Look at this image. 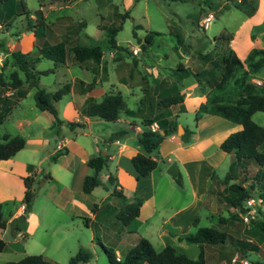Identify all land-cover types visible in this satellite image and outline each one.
<instances>
[{"label":"rangeland","instance_id":"1","mask_svg":"<svg viewBox=\"0 0 264 264\" xmlns=\"http://www.w3.org/2000/svg\"><path fill=\"white\" fill-rule=\"evenodd\" d=\"M23 1L32 16L31 23L35 29L41 22L52 28V31L49 32L51 42L64 40L62 35L56 38V33H61L62 31L58 32L57 29L65 24L66 33H68V38H66L67 48L73 45L100 46L102 48V57L109 65L111 80L121 90L125 104L129 109L137 107V100L132 94L133 92L141 94L142 99L146 91L152 90L154 84L161 86L163 82L166 85L165 91H170L171 85L175 83L176 87L184 92V95H191L194 91H197V93L201 92L206 97L210 87L203 81H197L194 74L201 69H208L210 65L208 63L203 64L198 58V54L211 53L212 58H217L225 46H229L239 56L237 52L245 49L248 40L253 41L252 48L264 49V0ZM40 5H42V11ZM37 10H40L42 20L36 16ZM210 14L213 19L209 23H204V18ZM120 23H122V28L117 32L115 39L118 46L123 49L116 50L108 45L104 30ZM27 28L28 24L24 16H17L9 26L0 25V42H2L4 48L8 50L6 43L10 42L19 49L21 46L17 43L18 36ZM151 31L159 32L160 35L154 36L151 43H146L144 37ZM176 35L181 38V42H178ZM225 35L232 36V40L226 42L225 39L220 38V36ZM28 46V43L24 44L23 50H27ZM31 55H36V51ZM240 56L243 59L245 58V54ZM66 62L69 65L74 63L71 51H67ZM179 66L183 69L178 72V75L174 74L173 70L179 68ZM36 68L37 70H53L52 73L40 75L39 78V86L48 92L54 91L59 82L68 80L70 73L84 75L75 66L70 67V73H68L63 65L55 64L49 59H42L36 64ZM10 69L7 66L5 72L8 73ZM251 81L260 85L264 90V67L259 72L251 75ZM67 98L68 95L55 104L58 117L61 120L70 119L73 115L70 108L63 109ZM30 106L35 108L33 90H30L29 96L24 100L23 107L17 109L15 115L6 122L5 125L11 133L26 137L28 132L34 130L37 123L33 121ZM21 111L24 112L16 117V114ZM167 112L172 116V113L177 112V106L172 109L169 108ZM20 116L27 117L32 122L29 125L16 126L14 121L19 119ZM120 116L125 119L130 118L123 111L120 112ZM252 120L256 124L264 126V113L255 112L252 115ZM178 121V125L188 126L191 129L195 127L194 107L191 104H187V110L179 115ZM63 125V130L69 135L70 128L65 124ZM57 127L46 130V137L50 142L49 147L42 151L39 150L32 157L27 158L33 161V168L38 171L31 186L35 194L31 210L36 211L41 220L46 217L44 220L46 221V227H48V234L52 235L54 239L60 238L62 244H68L72 241L76 245L79 241L83 242L82 247L89 249L92 253V258L88 264H109L101 246L94 238H90V231L85 229L82 224L80 230L75 228V224H69V230L61 238L62 230L57 227L60 223L58 221L61 220L58 218L61 213L45 207V194L48 187L42 185V180L51 169L56 170V175H62V170L60 168L58 170V164L50 158L51 148L58 139L55 138V135L58 134ZM95 129L96 127L92 128L96 133ZM239 129L240 125L231 123L229 128H220V135ZM81 131L86 132L84 138L91 137L86 128ZM29 149L25 148L23 153L28 154ZM262 150L264 151V147ZM229 160L230 155L227 157V162ZM228 169L227 163H222L213 169L214 173L211 177L209 190H214L213 193H210L209 190L207 193H210L211 198L215 197V201L209 207L202 206L198 209L197 227H214L225 230L234 239L256 245L258 250L247 251L244 255L229 242L222 245L221 248L218 245H206L203 251L207 257V262L208 264H222L223 262H230L235 256L238 259L246 258L249 264L253 260L264 261V230H261L258 226V222H264V200L258 199L256 193H254L250 197L254 201L253 206L246 207V202L243 204L248 209L246 212L249 211L251 214L248 221H245L243 216L246 212H240L238 209L228 206L222 197V194H226V192L220 193L224 188L220 181H223ZM256 170L257 166L250 165L245 174L238 175L239 182L246 187L254 183L256 189L259 186V182L254 179ZM235 172H239L238 167H236ZM8 193H13L14 198H7ZM21 193V183L17 179L12 180L9 191L1 196L3 200L0 204L4 218H8L23 204ZM220 218L225 219V223H220L218 221ZM251 220H254V222L251 223ZM116 222L121 225L119 221ZM94 227H96L95 232L98 235H105L104 239H100L102 244L113 249L112 240L106 238L107 229H100L99 225ZM196 228H193V230ZM40 230L41 227L37 229L34 236L24 239L28 250L34 252L30 255L40 254L51 259L55 264H68L70 256L77 250L73 253L69 252L68 245H63L57 250L51 245H47L45 249L41 248L37 244ZM102 230L103 232H101ZM12 238L13 234L8 231L5 239L10 240ZM187 245L191 246L193 254H191V251H186V255L196 259L200 251L199 245L193 243H187ZM154 247L156 250L161 249L156 244H154ZM217 253L221 255L218 260H216Z\"/></svg>","mask_w":264,"mask_h":264},{"label":"crops","instance_id":"2","mask_svg":"<svg viewBox=\"0 0 264 264\" xmlns=\"http://www.w3.org/2000/svg\"><path fill=\"white\" fill-rule=\"evenodd\" d=\"M41 6L40 10L42 11ZM65 28L66 25L62 24L57 29L58 32H62L56 33V38L60 35L64 36V40L68 38ZM51 29L48 26L43 32L39 33L41 40L37 39L34 30L25 29L18 36L17 43L21 46L19 50L32 54L36 50L35 45L38 41L50 44L60 42L50 41L49 32L52 31ZM26 43L29 46L24 51L23 46ZM6 45L9 52L16 49V46L10 42H7ZM252 46L253 41L248 40L245 49L237 52L239 57L241 58L240 55L242 54L246 56ZM7 57L8 54L0 51V68L2 61ZM61 65L66 68L68 73H70V67L75 66L79 72L84 74L80 76L70 73L68 80L59 82L57 85L56 89L65 83H70L71 85L70 92L66 94L68 98L63 109L70 108L73 115L70 119L62 120L83 123L84 127L70 129L69 135L63 130V124L57 127L58 134L55 135V138L58 139L51 148L50 158L58 150L65 149L64 153L55 160V163L58 164V170L59 168L62 170V175H56V170L51 169L42 180V185L48 187L45 194V207L61 213L60 216L58 215L61 220L58 221L60 223L57 226L62 230L61 238L69 230V224H75L77 230L81 229L82 224L85 229L90 231V238H94L97 235L99 240L101 238L104 239L105 235H98L95 232L96 227L94 226L99 225L100 229H107L106 238L112 240L111 244L114 246L113 250L118 258H121L134 245L137 237L148 239L153 247L156 244L162 249L166 245H171L185 255L186 251H191V254H193L191 246L183 242L181 238L185 234L193 232V228L198 226L197 224L193 225L194 219L199 218L198 209L202 206L209 207L215 201L214 196H212L214 198L210 197V193H213L214 189L209 190L211 177L214 173L213 169L222 163H227L229 167L231 161L227 162L229 155L219 149V144L230 133L234 132L229 131L225 135H220V128H229L232 122L215 115L201 114L198 121L195 119V127L193 129L188 126H182L192 131L190 142L183 144L180 135L177 133L166 137L161 142L158 151L151 154V157L157 160V167L145 176L137 178L131 158L135 154L142 152L138 142V133L142 131L141 118L130 117L125 119L119 115L117 120L108 122L97 118H87L81 113L87 98L90 97L99 101L106 93H121V90L111 80L109 65L105 62L104 57H102L99 64H95L92 61L83 63L74 61L73 64L69 65L65 61ZM90 83L93 86L87 90L86 87ZM162 91L163 89L159 88L158 93ZM179 92L184 93L183 91ZM9 94L10 92H6L5 95L8 96ZM29 94L30 90L24 98L20 99L11 108L3 119L0 124V141H2L4 134L16 135V133H11L5 124L15 115L17 109L21 106L23 107L24 100ZM132 94L137 100L136 106L138 107L142 96L136 92ZM205 100L206 97L201 92L197 93V91H194L191 95H184L182 105L186 111L187 104H191L194 107L195 114L200 103L205 102ZM57 102H54V105ZM175 106H177V112L172 113V116H176L179 124L178 117L185 111L181 112L179 105H173L170 109ZM29 109L32 111L33 121L37 123L36 127L27 133L28 137L21 135L25 138V146L21 150L12 157L0 161V203L3 200L1 196L9 191V186L12 185V180L15 179L21 183V197L24 196L25 186L23 179L28 177L33 183L38 172L33 168V161L27 158L32 157L39 150L47 149L50 145L46 137V130L55 128L53 126V116L49 112L40 111L36 107L31 108L30 106ZM23 112L16 114V117ZM14 122L16 126H22L23 124L29 125L32 121L27 117L20 116ZM93 127H96V133L92 130ZM84 128L91 134L88 139L84 138L86 132L81 131ZM120 129H126L128 133L120 137L116 136L115 133ZM25 148H30L28 154L23 153ZM98 154L107 155V163L98 173L106 187L97 186L90 193H85L82 190L83 179L87 175L94 174V170L87 165V160ZM173 161L177 163L181 176L180 186L175 183L173 177L166 171ZM109 176L113 179L112 185L107 183ZM113 188L122 192L124 198L113 195ZM208 190L210 193H207ZM7 196V198L12 199L15 195L8 193ZM134 197L142 199V205L137 216L138 227L134 233H129L126 227H122L116 222L115 214L120 207L132 201ZM20 206L8 218L3 216L6 224L5 228L0 229V240L4 242V246L0 250V264L8 261H17L26 255L33 254V251L28 250L24 239L34 236L39 227H41V230L37 244L43 249L47 245H51L55 250L63 245H68L69 252L73 253L84 244L80 241L76 245L72 241L68 244H62L60 238L54 239L52 235L48 234V227H46V221L44 220L46 217L41 220L37 212L31 210V206L29 213L23 217L24 210L22 212ZM18 217H23L24 223L19 224L16 221ZM8 231L13 234V238L10 240L5 239ZM218 247L221 248L222 245H218ZM220 257L221 255L217 253L216 260ZM205 258L207 262L206 255ZM191 259L194 258L192 257ZM220 262L222 263V261Z\"/></svg>","mask_w":264,"mask_h":264},{"label":"trees","instance_id":"3","mask_svg":"<svg viewBox=\"0 0 264 264\" xmlns=\"http://www.w3.org/2000/svg\"><path fill=\"white\" fill-rule=\"evenodd\" d=\"M238 7V6H237ZM17 16H24L27 20L28 30H34L38 40H41L40 32L48 27L41 22L35 27L31 23V14L26 8L23 0H0V25L9 26ZM36 16L43 19L40 10L36 11ZM122 28V23L112 25L104 30L108 45L116 50H122L118 46L115 36ZM102 29V27H100ZM160 35L159 32L151 31L144 37L146 43H151L154 36ZM178 42L181 38L176 35ZM226 42L232 40V36H220ZM216 40V37H215ZM66 40L50 44L48 42L35 45L36 55L24 53L19 49L9 52L0 42V51L8 53L9 56L2 61L0 68V124L11 108L31 89L34 90V104L40 111H47L53 116V126L61 124L67 125L70 129L74 127H84L83 123L65 122L58 117L54 102L59 101L71 89L70 83L61 85L54 92H48L39 86L40 75L52 73V69L37 70L35 65L42 59H49L55 64H64L67 51H71L73 59L77 63L92 61L99 64L102 59V48L100 46H80L73 45L67 48ZM202 63H208V69H201L194 74L197 81H203L210 87L206 95V100L197 108L195 113L196 121L201 114H209L221 117L232 123L240 125V129L230 133L220 144L219 149L230 155V164L228 172L220 183L224 186L222 191L223 201L230 207L238 209L240 212H246L248 209L243 205L254 193L257 198L264 200V126L256 124L252 120L255 112L264 113V90L260 85L251 81V75L259 72L264 67V49L251 48L245 58H240L229 46H225L217 58H212L211 53L198 54ZM11 69L8 73L5 68ZM248 69H247V68ZM183 68L174 69L173 73ZM93 86L88 84L86 89ZM154 84L152 90L146 91L135 109L127 108L123 96L120 92L106 93L99 101L87 98L84 102L81 113L87 118H97L104 121H115L119 118L120 112L131 118H141L142 131L138 133V142L142 152L135 154L131 158V163L137 173V178L145 176L157 167V160L151 157L152 153L158 151L161 142L168 136L177 133L178 122L176 116H171L167 110L173 105H179L180 111H185L182 105L184 94L180 93L176 84L171 85V90ZM159 88L163 91L158 93ZM6 92H10L6 96ZM157 123L159 130L151 131L150 125ZM180 139L183 144L190 142L192 131L183 128ZM163 132V134L160 133ZM128 133L126 129H120L115 134L120 137ZM25 146V140L19 135L10 136L4 134L0 141V161L6 160ZM64 150L55 152L51 159L55 161L58 156L64 153ZM107 155L98 154L87 160V165L94 170L93 175H87L82 182V190L90 193L97 186L106 185L101 181L98 173L105 167ZM250 165L257 166L254 175L259 186L255 189L254 183L248 187L239 182L238 175L245 174ZM236 167L239 172H235ZM233 174V175H232ZM112 177L109 176L107 183L112 185ZM177 185H181V176L178 174L173 177ZM236 180L237 182H231ZM25 190L23 196L24 216L30 211V206L34 200L35 194L32 191V182L26 177L23 179ZM112 194L124 198L122 192L116 188L112 189ZM142 205V199L134 197L132 201L125 203L120 207L115 218L126 227L129 233H134L138 227L137 216L139 208ZM23 217H18L17 222L24 223ZM198 218H195L193 225H196ZM220 223H225V219L220 218ZM254 220H251L253 223ZM6 221L3 218L2 207L0 204V229L5 228ZM261 230H264V222H258ZM94 239L101 246L109 264H207L203 251L204 245H224L231 243L238 251L246 254L247 251H257L258 247L250 242L234 239L230 233L225 230H219L214 227H197L193 232L185 234L181 239L186 243L198 244L200 251L196 259H191L187 255L179 252L171 245L164 246L161 250H156L151 242L144 237H137L134 245L117 260L115 251L112 248L104 246L97 235ZM4 242L0 240V250ZM92 258V253L85 247H79L77 251L70 256L68 264H86ZM4 264H55L51 259L43 255H26L17 261H8ZM251 264H264V261L253 260Z\"/></svg>","mask_w":264,"mask_h":264},{"label":"built area","instance_id":"4","mask_svg":"<svg viewBox=\"0 0 264 264\" xmlns=\"http://www.w3.org/2000/svg\"><path fill=\"white\" fill-rule=\"evenodd\" d=\"M213 19V16L210 14V15H208L207 17H205L204 18V23H209V22H211V20ZM150 130L151 131H158L159 130V128H158V125H157V123H152L151 125H150ZM246 207H252L253 206V204H254V201L251 199V198H249V199H247L246 201ZM20 209H21V211L23 212V210H24V204H22L21 206H20ZM251 217V214H250V212L248 211V212H246L245 213V215L243 216V218H244V220L245 221H248V219ZM117 260H119V258L117 257ZM249 264V262H248V260L246 259V258H241V259H238V257L237 256H235V257H233L232 259H231V261L230 262H223L222 264Z\"/></svg>","mask_w":264,"mask_h":264},{"label":"water","instance_id":"5","mask_svg":"<svg viewBox=\"0 0 264 264\" xmlns=\"http://www.w3.org/2000/svg\"><path fill=\"white\" fill-rule=\"evenodd\" d=\"M160 133L163 134L162 131H160ZM182 133H183V127L181 125H178L177 134L181 135ZM166 171L171 177H176L179 174L177 163L175 161L171 162ZM183 242L186 241L183 239Z\"/></svg>","mask_w":264,"mask_h":264}]
</instances>
